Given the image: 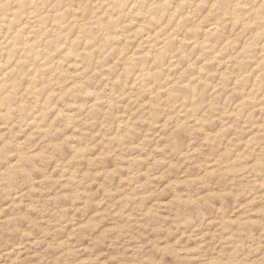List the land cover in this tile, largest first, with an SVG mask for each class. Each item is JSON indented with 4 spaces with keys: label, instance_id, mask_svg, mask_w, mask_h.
Masks as SVG:
<instances>
[{
    "label": "rangeland",
    "instance_id": "1",
    "mask_svg": "<svg viewBox=\"0 0 264 264\" xmlns=\"http://www.w3.org/2000/svg\"><path fill=\"white\" fill-rule=\"evenodd\" d=\"M263 19L0 0V264H264Z\"/></svg>",
    "mask_w": 264,
    "mask_h": 264
},
{
    "label": "bare ground",
    "instance_id": "2",
    "mask_svg": "<svg viewBox=\"0 0 264 264\" xmlns=\"http://www.w3.org/2000/svg\"><path fill=\"white\" fill-rule=\"evenodd\" d=\"M16 1V3H17V0H15ZM30 1V0H29ZM37 1V0H36ZM211 1V0H210ZM228 1V0H227ZM253 1V0H252ZM255 1V0H254ZM260 1H262V0H260ZM12 2V1H11ZM14 2V1H13ZM13 2L11 3V4H13ZM45 2V1H44ZM213 2V1H212ZM232 2H235V1H232ZM237 2V1H236ZM235 2V3H236ZM248 2V1H247ZM33 3H35V2H33ZM241 3V2H240ZM244 3V2H243ZM248 3H250V2H248ZM256 3H257V1H256ZM23 4V3H22ZM221 4V3H220ZM223 4V3H222ZM222 4L220 5V6H222ZM234 4V3H233ZM232 4V6H234ZM239 4V3H238ZM260 4V3H259ZM259 4H257V6L259 5ZM25 5H26V3H25ZM24 5V6H25ZM28 5V4H27ZM26 5V6H27ZM32 5V4H31ZM30 5V6H31ZM125 5V4H124ZM135 5V4H134ZM137 5V4H136ZM213 5V4H212ZM224 5H226V4H224ZM254 5V4H253ZM252 5V6H253ZM12 6V5H11ZM17 6H19V5H17ZM21 6H23V5H21ZM36 6V5H35ZM40 6V5H39ZM44 6V5H43ZM132 6V5H131ZM228 6V5H227ZM248 6V5H247ZM256 6V5H255ZM20 7V6H19ZM130 7V6H129ZM187 7H189V6H187ZM219 7V6H218ZM217 7V8H218ZM231 7V6H230ZM236 7V6H235ZM251 7V6H250ZM263 7V6H262ZM25 8V7H24ZM147 8V7H146ZM233 8V7H232ZM253 8V7H252ZM252 8H251V10H252ZM219 9V8H218ZM223 9V8H222ZM7 10V9H6ZM124 10V9H123ZM140 10V9H139ZM227 10V9H226ZM225 10V11H226ZM237 10V9H236ZM239 10V9H238ZM241 10V9H240ZM248 10V9H247ZM223 11V10H222ZM229 11H230V9H229ZM232 11H233V9H232ZM232 11H230V12H232ZM244 11V10H243ZM258 11H260V10H258ZM6 12V11H5ZM21 12V11H20ZM186 12V11H185ZM209 12V11H208ZM228 12V11H227ZM262 12H263V10H262ZM148 13V12H147ZM178 13V12H177ZM221 13H223V12H221ZM236 13V12H235ZM237 13H239L238 11H237ZM241 13H243L242 11H241ZM252 13H254V12H252ZM16 14V13H15ZM145 14V13H144ZM180 15H181V13H179ZM232 14V13H231ZM230 14V15H231ZM261 14H263V13H261ZM5 15V14H4ZM183 15H184V13H183ZM220 15V14H219ZM218 15V16H219ZM222 15V14H221ZM259 15V14H258ZM14 16V15H13ZM175 16H178V15H175ZM186 16V15H185ZM228 16V15H227ZM233 16V15H232ZM237 16V15H236ZM12 17V16H11ZM171 17H172V15H171ZM179 17V16H178ZM247 17V16H246ZM248 17H250V16H248ZM255 17V16H254ZM254 17L252 18V19H254ZM25 18H26V16H25ZM220 18V17H219ZM218 18V19H219ZM233 18V17H232ZM113 19V18H112ZM178 19V18H177ZM187 19V18H186ZM193 19V18H192ZM213 19V18H212ZM214 19H216L215 17H214ZM223 19V18H222ZM230 19V18H229ZM239 19V18H238ZM243 19V17L242 18H240V20H242ZM255 19H257V17H255ZM260 19V18H259ZM232 20V19H231ZM244 20V19H243ZM261 20H262V18H261ZM264 20V19H263ZM176 21V19L174 20V22ZM216 21V20H215ZM220 21H221V19H220ZM225 21V20H224ZM227 21V20H226ZM246 21V20H245ZM177 22V21H176ZM184 22V21H183ZM231 22V21H230ZM243 22V21H242ZM117 23V22H116ZM216 23V22H215ZM252 23V22H251ZM214 24V23H213ZM213 24H211L212 26H213ZM220 24V23H219ZM234 24V23H233ZM239 24H241V22H239ZM245 24H246V22H245ZM259 24V23H258ZM116 25V24H115ZM174 25H175V23H174ZM217 25V24H216ZM221 25H222V23H221ZM230 25V24H229ZM232 25V24H231ZM257 25V24H256ZM260 25V24H259ZM194 26V25H193ZM209 26V25H208ZM212 26L211 27H208V29L209 28H212ZM215 26V25H214ZM264 25H262V26H260V27H263ZM207 27V26H206ZM239 27H242V26H239ZM255 27V26H254ZM216 28V27H215ZM223 28V27H222ZM221 28V29H222ZM203 29V28H202ZM225 29V28H224ZM243 29V28H242ZM251 29V28H250ZM155 30V29H154ZM169 30V29H168ZM211 30V29H210ZM246 30V29H245ZM259 30V29H258ZM257 30V31H258ZM177 31V30H176ZM219 31V30H218ZM228 31V30H227ZM40 32V31H39ZM203 32H205V31H203ZM212 32V31H211ZM210 32V33H211ZM217 32V31H216ZM116 33V32H115ZM210 33H209V35H210ZM256 33H258V32H256ZM164 34V33H163ZM162 34V35H163ZM206 34H207V32H206ZM250 34V33H249ZM203 35V34H202ZM201 35V36H202ZM208 35V36H209ZM225 35V34H224ZM161 36V35H160ZM177 36V35H176ZM205 36V35H204ZM213 36V35H212ZM216 35H214V37H215ZM226 36V35H225ZM163 37V36H162ZM178 37H179V35H178ZM206 37V36H205ZM217 38H218V36H216ZM226 38V37H225ZM203 39V38H202ZM231 39V38H230ZM110 40V39H109ZM181 40V39H180ZM243 40V39H242ZM201 41V40H200ZM203 41V40H202ZM201 41V42H202ZM205 41V40H204ZM250 41V40H249ZM262 41V40H261ZM24 42V41H23ZM147 42V41H146ZM178 42V41H177ZM199 42V41H198ZM226 42V41H225ZM181 43V42H180ZM204 43V42H203ZM203 43H201V44H203ZM261 43V42H260ZM24 44V43H23ZM27 44H28V42H27ZM157 44V43H156ZM177 44V43H176ZM223 44V43H222ZM221 44V45H222ZM158 45V44H157ZM199 46H200V44H199ZM211 46V45H210ZM248 46V45H247ZM156 47V46H155ZM22 48V47H21ZM201 48V47H200ZM209 48V47H208ZM212 48V47H211ZM243 48H244V46H243ZM242 47H241V49H243ZM246 48V47H245ZM29 49H30V47H29ZM177 49V48H176ZM203 49H206V48H203ZM203 49H201V50H203ZM210 49V48H209ZM261 49V48H260ZM199 50V49H198ZM212 50V49H211ZM217 50V49H216ZM245 50V49H244ZM264 50V49H263ZM32 51V50H31ZM214 51V50H213ZM29 52V51H28ZM198 52V51H197ZM216 52V51H215ZM214 52V53H215ZM211 53V52H210ZM162 54V53H161ZM186 54H188V53H186ZM212 54V53H211ZM34 55V54H33ZM158 55V54H157ZM240 55V54H239ZM172 56V55H171ZM243 56V55H242ZM236 59V58H235ZM122 60V59H121ZM138 60V59H137ZM158 60H160L159 59V57H158ZM238 60V59H237ZM236 60V61H237ZM262 60V59H261ZM124 61V60H123ZM161 62V61H160ZM236 63V62H235ZM156 64V63H155ZM237 64V63H236ZM253 65V64H252ZM142 70V69H141ZM222 71V70H221ZM220 71V72H221ZM40 72V71H39ZM154 73V72H153ZM201 73V72H200ZM141 74V73H140ZM142 74H143V72H142ZM136 75V74H135ZM147 75H148V73H147ZM204 75V74H203ZM220 75V74H219ZM9 76V75H8ZM134 76V75H133ZM138 76V75H137ZM153 76V75H152ZM198 76V75H197ZM200 77V76H199ZM220 77V76H219ZM14 78V77H13ZM176 78V77H175ZM154 79V78H153ZM188 80V79H187ZM236 80V79H235ZM10 81V80H9ZM138 81V80H137ZM136 81V82H137ZM11 82V81H10ZM48 82V81H47ZM192 82V81H191ZM223 82V81H222ZM2 83V82H1ZM141 83V82H140ZM188 83V82H187ZM194 85V84H193ZM3 86V85H2ZM159 86V85H158ZM191 86V85H190ZM187 87H188V85H187ZM10 88V87H9ZM191 89V88H190ZM32 90V89H31ZM192 91H193V89H192ZM156 92V91H155ZM13 93V92H12ZM160 93V92H159ZM167 94V93H166ZM17 95V94H16ZM164 95V94H163ZM169 95V94H168ZM190 95V94H189ZM189 95H187V96H189ZM15 96V95H14ZM193 95H191L190 97H192ZM184 97H186V96H184ZM196 97V96H195ZM4 98V97H3ZM149 98V97H148ZM153 98H155V97H153ZM168 98V97H167ZM243 98V97H242ZM183 101V100H182ZM190 101V100H189ZM173 102V101H172ZM151 104V103H150ZM170 104V103H169ZM210 104V103H209ZM156 105V104H155ZM240 105V104H239ZM42 106V105H41ZM165 106H166V104H165ZM186 106V105H185ZM241 106V105H240ZM209 107H211V106H209ZM260 107V106H259ZM40 108V107H39ZM42 108V107H41ZM150 108H151V106H150ZM195 108V107H194ZM155 109V108H154ZM43 110H44V108H43ZM33 111V110H32ZM38 111V110H37ZM65 111V110H64ZM94 111V110H93ZM58 113V112H57ZM47 114V113H46ZM167 114V113H166ZM67 115V114H66ZM45 116V115H44ZM166 116V115H165ZM42 117V116H41ZM250 117V116H249ZM47 118V117H46ZM25 119V118H24ZM45 119V118H44ZM166 119V118H165ZM67 121H68V119H67ZM197 121V120H196ZM252 122V121H251ZM165 124V123H164ZM176 127V126H175ZM187 128V127H186ZM235 129V128H234ZM165 133V132H164ZM18 143V142H17ZM176 146V145H175ZM16 151V150H15ZM187 155V154H186ZM262 160V159H261ZM21 162V161H20ZM6 164V163H5ZM261 172V171H260ZM9 177V176H8ZM10 178V177H9ZM10 180V179H9ZM12 180V179H11ZM11 182V181H10ZM12 183V182H11ZM12 186V185H11ZM3 226V225H2Z\"/></svg>",
    "mask_w": 264,
    "mask_h": 264
}]
</instances>
